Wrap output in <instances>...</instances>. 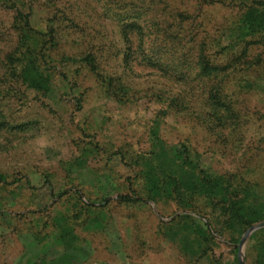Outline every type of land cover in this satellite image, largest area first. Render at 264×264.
<instances>
[{"label": "rangeland", "instance_id": "obj_1", "mask_svg": "<svg viewBox=\"0 0 264 264\" xmlns=\"http://www.w3.org/2000/svg\"><path fill=\"white\" fill-rule=\"evenodd\" d=\"M161 1L184 18L154 66L101 4L38 0L47 90L13 71L0 7V264H239L264 221V34L239 40L238 0ZM243 264H264V227Z\"/></svg>", "mask_w": 264, "mask_h": 264}, {"label": "trees", "instance_id": "obj_2", "mask_svg": "<svg viewBox=\"0 0 264 264\" xmlns=\"http://www.w3.org/2000/svg\"><path fill=\"white\" fill-rule=\"evenodd\" d=\"M38 0H0V7L13 11L18 23L19 43L9 61L13 65V71L25 82L28 87L47 90L48 81L46 75L41 72L42 64L38 59L36 46L40 39L34 34L30 26V19L34 13L33 4ZM101 4L99 11L104 18L108 17L116 21V29L122 39L125 54L133 57L139 55L147 63L159 65L162 60L149 45L150 38L159 39L169 28L183 20L184 12L170 5H165L161 0H89ZM243 6V12L239 19L238 28L241 30L239 40L242 42L246 36L264 34V3L256 0H238ZM87 14V10L84 11ZM159 47V45H158ZM161 49H166L160 45ZM42 49V47H41ZM40 50V49H39ZM148 51L156 54L148 57ZM18 53V55H16ZM165 53V52H164ZM160 54V53H159ZM16 55V56H15ZM41 57V56H40ZM27 60V61H26ZM26 61V62H25ZM25 62V63H24ZM17 65L22 67L17 68ZM198 69L205 70L207 61L197 60ZM5 176L0 173V182H5ZM123 200H132L128 197H120ZM137 200V199H133ZM238 220V219H237Z\"/></svg>", "mask_w": 264, "mask_h": 264}, {"label": "water", "instance_id": "obj_3", "mask_svg": "<svg viewBox=\"0 0 264 264\" xmlns=\"http://www.w3.org/2000/svg\"><path fill=\"white\" fill-rule=\"evenodd\" d=\"M260 227H264V221H261L259 223H256L254 225H251L244 233V236L239 244V252H238V259H239V264H243V244L244 241L246 239V237L252 233L253 231H255L256 229L260 228Z\"/></svg>", "mask_w": 264, "mask_h": 264}]
</instances>
